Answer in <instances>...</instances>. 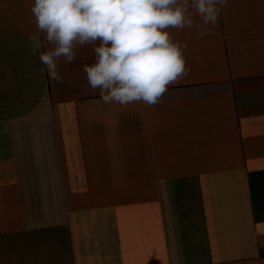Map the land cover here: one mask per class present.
<instances>
[{
    "label": "crops",
    "instance_id": "obj_1",
    "mask_svg": "<svg viewBox=\"0 0 264 264\" xmlns=\"http://www.w3.org/2000/svg\"><path fill=\"white\" fill-rule=\"evenodd\" d=\"M32 2L0 0V239L18 264H264V0H228L210 36L174 30L187 74L152 107L103 103L91 45L62 83L42 75Z\"/></svg>",
    "mask_w": 264,
    "mask_h": 264
},
{
    "label": "clouds",
    "instance_id": "obj_2",
    "mask_svg": "<svg viewBox=\"0 0 264 264\" xmlns=\"http://www.w3.org/2000/svg\"><path fill=\"white\" fill-rule=\"evenodd\" d=\"M228 0H33L36 33L30 50L39 53L43 75L63 82L60 61L71 64L91 45L94 62L83 66L88 86L105 104H158L170 85L187 74V42L174 30L213 34Z\"/></svg>",
    "mask_w": 264,
    "mask_h": 264
},
{
    "label": "rangeland",
    "instance_id": "obj_3",
    "mask_svg": "<svg viewBox=\"0 0 264 264\" xmlns=\"http://www.w3.org/2000/svg\"><path fill=\"white\" fill-rule=\"evenodd\" d=\"M17 243V238H14L13 240L0 239V264H18ZM26 248H28V246H26Z\"/></svg>",
    "mask_w": 264,
    "mask_h": 264
}]
</instances>
